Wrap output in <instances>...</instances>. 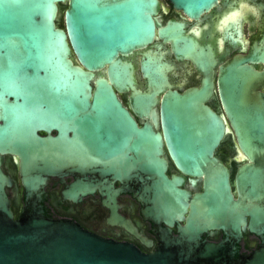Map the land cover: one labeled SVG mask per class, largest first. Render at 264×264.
<instances>
[{"label": "water", "instance_id": "95a60500", "mask_svg": "<svg viewBox=\"0 0 264 264\" xmlns=\"http://www.w3.org/2000/svg\"><path fill=\"white\" fill-rule=\"evenodd\" d=\"M169 1L192 18L219 2ZM161 6L160 0H0V264H264V243L235 254L242 232L264 236V94L248 59L236 55L221 71L226 116L207 105L215 97V63L203 62L209 77L199 88L165 95L164 134L140 126L119 97L133 89L134 105H155L153 95L138 89L128 57L151 45L157 31L176 47L182 41L178 51L188 54L183 23L163 26ZM147 55L144 74L158 85L172 66ZM38 129L59 133L43 137ZM230 131L236 152L250 160L235 182L231 163L216 155ZM163 138L182 174L168 173ZM8 153L21 159L26 204L18 217L9 195L13 179L3 166ZM69 173L76 179L66 198L132 193L146 218L167 226L157 249L146 253L73 219L46 216L43 189L51 177ZM187 177L193 185L200 178L203 189L185 188ZM215 229L230 237H203Z\"/></svg>", "mask_w": 264, "mask_h": 264}, {"label": "flooded vegetation", "instance_id": "af4514ba", "mask_svg": "<svg viewBox=\"0 0 264 264\" xmlns=\"http://www.w3.org/2000/svg\"><path fill=\"white\" fill-rule=\"evenodd\" d=\"M159 18L165 26L171 20L183 23L184 35L190 42L187 56L178 51L183 42L177 47L173 40L160 35L153 43L142 50H136L128 59L135 66L137 87L146 94L155 97V105L148 108L139 107L133 103V89L119 93L124 105L129 109L140 126L151 124L164 134L161 104L166 94L177 90L184 93L191 88H199L208 79V66L205 63H215L214 91L215 97L207 105L220 115H225L220 97V74L222 69L236 55H243L247 65L254 68L258 75V91L264 94V0H219L211 10L204 12L199 18L188 16L183 10L177 9L169 0H160ZM64 11L67 5H61ZM64 14L61 18L63 25ZM151 52L159 57L161 62L171 64L172 69L163 72V78L158 85L149 82L142 68L143 60H147ZM3 111H0V123H3ZM226 116V115H225ZM227 125L231 127L229 120ZM38 134L56 137V129H38ZM164 139L165 156L169 161L168 173L182 174V170L172 157ZM236 136L230 131L216 151V155L226 164L231 163L232 180L235 182L239 167L249 158L245 153L240 155L234 149ZM4 168L12 176L13 184L9 187L12 198V208L16 216H20L26 204L25 187L20 177L21 159L16 154H4ZM75 175L69 173L61 177H51L42 193V208L46 216L52 218H69L78 222L86 230L105 238L136 245L143 252L151 253L159 246L160 233L167 226L159 225L143 214V204L132 193L123 192L113 197L104 195L99 190L87 194L78 200L66 198L64 191L74 180ZM187 177L185 188L193 193L203 189V181L196 178L193 183ZM119 188L120 183L115 185ZM233 190L236 192L237 187ZM15 193L19 194V197ZM237 197V195H236ZM178 233L177 225L172 227ZM205 239L221 242L229 238L224 229H215L203 234ZM264 243V236H259L249 230L242 232L239 237L235 254L236 257L251 253Z\"/></svg>", "mask_w": 264, "mask_h": 264}, {"label": "rangeland", "instance_id": "374dc122", "mask_svg": "<svg viewBox=\"0 0 264 264\" xmlns=\"http://www.w3.org/2000/svg\"><path fill=\"white\" fill-rule=\"evenodd\" d=\"M122 67H123L122 65H119V68H120V69H122Z\"/></svg>", "mask_w": 264, "mask_h": 264}]
</instances>
